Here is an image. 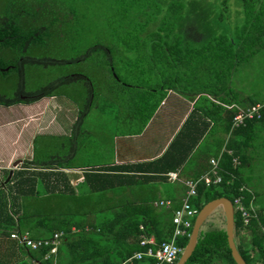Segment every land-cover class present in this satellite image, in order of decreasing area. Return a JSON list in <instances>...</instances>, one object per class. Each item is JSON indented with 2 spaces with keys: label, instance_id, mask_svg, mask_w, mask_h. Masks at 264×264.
<instances>
[{
  "label": "trees",
  "instance_id": "obj_1",
  "mask_svg": "<svg viewBox=\"0 0 264 264\" xmlns=\"http://www.w3.org/2000/svg\"><path fill=\"white\" fill-rule=\"evenodd\" d=\"M241 1L245 23L234 35L222 34L201 46L176 33L183 20L182 3L160 8L159 16H149L140 33L129 31L124 36L116 66L114 49L105 43L92 45L72 60L41 56L49 50L53 36L61 37L53 22L62 21V2L5 0L0 7V73L4 81L15 73L20 86L15 96L0 94V106L34 104L44 98L72 99L69 93L61 92L66 86L74 87L68 92L77 98L84 88L74 85L81 82L87 95L83 102L72 99L78 107L77 117L67 135H38L33 159L15 170L8 183L10 171L0 178V239L18 248L19 259H0V264H30L22 263L24 256H29L31 264H155L154 257L138 260L134 256L147 251L141 245L144 238L154 237L156 252L159 245L173 240L174 214L181 208L159 204L163 201L158 194L159 183L166 181L170 172L181 175L205 161L210 167L203 165L190 179L199 181L211 171L212 158L219 160L222 181L210 185L200 181L190 204L200 212L212 200L228 198L235 202L241 198L252 217L245 223L235 212L237 248L248 264H264V217L252 208L254 194L242 176V168L251 165L252 151L264 133V101L243 97L232 86L238 68L264 52V0ZM87 61H96L97 68L112 77L101 100L92 79L82 74L59 76L35 91L26 90L31 66L58 67ZM171 91L193 101L194 107L165 152L150 161L111 164L114 138L142 134ZM98 102L106 115L116 108L113 116L117 125L110 132V145L96 144L106 146L105 156L109 158L76 163L79 141L90 132L83 125ZM256 105H263L261 118L234 127L238 111ZM53 136L70 142L68 154H38V140ZM68 169H81L83 181L72 184L65 171ZM195 219L185 235L175 238L183 250ZM73 227L81 231L71 234ZM87 227L90 231L85 230ZM60 231L69 234L51 259L45 258L49 248L32 251L11 238L13 232H28L33 239H43ZM215 263L236 264L225 227L202 228L186 264Z\"/></svg>",
  "mask_w": 264,
  "mask_h": 264
},
{
  "label": "rangeland",
  "instance_id": "obj_2",
  "mask_svg": "<svg viewBox=\"0 0 264 264\" xmlns=\"http://www.w3.org/2000/svg\"><path fill=\"white\" fill-rule=\"evenodd\" d=\"M49 1L51 3L56 0ZM4 2L5 0H0V7ZM29 2L36 4L41 0H29ZM58 2L63 4V22L54 21L53 27L61 31V37L53 36L49 50L40 55L72 60L92 45L105 43L114 49L116 66L120 64L119 57L124 36L129 31H132L133 35L140 33L149 16L158 17L160 10H166L173 2H180L185 7L183 20L178 24L176 33L181 34L185 41L194 46H201L222 34L234 35L236 29L245 23L246 18L241 0H58ZM72 10L75 13L71 14ZM61 24L62 26L59 27ZM95 62L71 63L58 67L31 66L27 70L26 90L35 91L49 85L59 76L82 74L92 79L97 96L101 100L107 92L106 83L111 82L112 77L110 73L100 71ZM118 73L121 71L118 70ZM10 76L8 75L9 78L4 81L0 73V94L11 97L19 90L20 80L15 73H12L11 79ZM74 86L84 88L80 92L82 98H79L80 94L74 98L73 93L68 92L74 87L69 89L67 86L63 87L61 92L69 93L75 101L77 99L83 102L81 99L84 100L87 95L84 82ZM232 86L243 97L264 101V52L238 68ZM72 99L46 98L31 106L29 115L34 118L36 126L42 125L40 132L69 133L77 117L78 108ZM15 109L14 111L0 106V125L7 124L18 114V116L24 115L18 108ZM115 110L116 108L110 110L106 115L100 109L99 102L91 110L83 125V129L90 131V134L85 135V138L82 136L79 141L76 163L101 161L106 157V146L99 148L96 144L105 142V145H110V132L117 125L113 116ZM98 135L100 138L104 136V140H99ZM54 137L56 136L38 140L36 144L38 154L50 156L70 152V142L67 139ZM256 143L257 146L252 151L251 165L242 168V176L245 186L254 194L253 207L264 210V133ZM225 225L224 213L222 210H217L203 229L209 230Z\"/></svg>",
  "mask_w": 264,
  "mask_h": 264
},
{
  "label": "crops",
  "instance_id": "obj_3",
  "mask_svg": "<svg viewBox=\"0 0 264 264\" xmlns=\"http://www.w3.org/2000/svg\"><path fill=\"white\" fill-rule=\"evenodd\" d=\"M46 99V98H44ZM43 100V99H42ZM40 100V101H42ZM39 101V102H40ZM34 104H19L8 107L10 109L22 111L24 115H16L7 124L0 125V178L5 177L8 171L19 169L25 161H31L34 155V140L38 135H67L54 134L50 132H40L42 125L36 126L34 118L29 115L31 106ZM194 102L184 98L176 92H169L154 117L147 125L144 132L134 136H116L113 141V160L111 164H131L144 161L154 160L160 157L168 148L176 134L181 129L186 118L193 110ZM17 112V111H16ZM26 115V117H25ZM70 132V131H69ZM212 158L210 160L211 170L213 165ZM17 161H22L17 167L14 164ZM197 167L191 168L184 174L179 172H170L177 174V180H171L167 176L166 181L159 183L160 200L172 201V205L181 207L184 199L187 198L188 188L185 184L188 179H191L197 170L203 165L209 166L205 161L196 163ZM72 184L77 185L84 179L81 169L65 170ZM206 175V174H205ZM10 176V174H9ZM13 176V175H12ZM7 181V180H6ZM5 181V183H7ZM255 211L262 214L264 210L252 207ZM18 248L11 244V241L0 239V259H10V261L18 260ZM15 261V262H18ZM21 261V260H20ZM29 256L22 257V263H32ZM19 264V263H18Z\"/></svg>",
  "mask_w": 264,
  "mask_h": 264
},
{
  "label": "built area",
  "instance_id": "obj_4",
  "mask_svg": "<svg viewBox=\"0 0 264 264\" xmlns=\"http://www.w3.org/2000/svg\"><path fill=\"white\" fill-rule=\"evenodd\" d=\"M263 105H256L246 109H240L237 115L234 118V127H239L240 125L245 124L248 119H260L261 118V109ZM213 169L204 175L199 181L188 180L185 182L188 188L187 198L184 199L181 208L177 209L174 214V223L176 225L175 235L172 241L164 242L159 245V249L156 252L153 246H156L154 237L144 238L141 242V245L147 247L146 252L137 253L134 258L142 259L145 256L154 257L156 259L155 264H175L178 260L183 249L180 248L175 243V238L177 236H182L186 234V230L191 226L192 220L197 217L199 211L195 209L190 204V198L196 196V187L200 181H204L207 185L220 183L222 181L221 176L218 174V165L219 162L216 160L211 161ZM167 176L171 180H177L176 173H168ZM162 206H171V201H161L159 203ZM234 204L235 212L238 211L243 217L245 223H248L252 217L251 212L246 209L243 205L241 198H237ZM86 231H90V228L87 227ZM264 230V228H263ZM81 230L79 228L73 227L70 231L71 234L79 233ZM69 233L66 231L56 232L50 238L43 239H33L28 232L18 233L13 232L11 238L19 242V244L27 249L32 251H38L42 248H49L48 253L46 254V259H51L56 253L58 246L61 240L66 237ZM55 264V263H53Z\"/></svg>",
  "mask_w": 264,
  "mask_h": 264
},
{
  "label": "water",
  "instance_id": "obj_5",
  "mask_svg": "<svg viewBox=\"0 0 264 264\" xmlns=\"http://www.w3.org/2000/svg\"><path fill=\"white\" fill-rule=\"evenodd\" d=\"M8 70V69H6ZM22 161H17L14 167H17ZM13 171L10 172V176L7 179V183L11 180ZM222 210L225 217V229L228 238V245L231 250V254L236 264H248L240 254L236 241H235V209L233 202L228 198H219L208 202L198 213L193 231L190 235L189 242L185 249L182 251L181 256L177 264H186L194 253L198 244L199 236L205 222L217 211Z\"/></svg>",
  "mask_w": 264,
  "mask_h": 264
}]
</instances>
